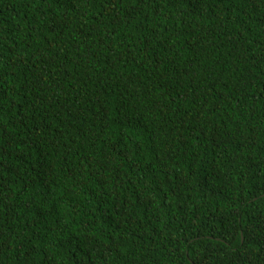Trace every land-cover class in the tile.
I'll return each mask as SVG.
<instances>
[{"label":"trees","instance_id":"1","mask_svg":"<svg viewBox=\"0 0 264 264\" xmlns=\"http://www.w3.org/2000/svg\"><path fill=\"white\" fill-rule=\"evenodd\" d=\"M0 264H264V0H0Z\"/></svg>","mask_w":264,"mask_h":264}]
</instances>
